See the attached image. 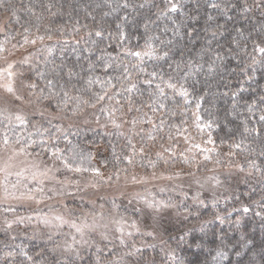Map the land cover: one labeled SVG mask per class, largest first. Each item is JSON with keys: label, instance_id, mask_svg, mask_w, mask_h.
<instances>
[{"label": "trees", "instance_id": "obj_1", "mask_svg": "<svg viewBox=\"0 0 264 264\" xmlns=\"http://www.w3.org/2000/svg\"><path fill=\"white\" fill-rule=\"evenodd\" d=\"M175 2L181 5L176 12L169 10L166 0H128L131 7L116 11L106 0H2L0 27L4 31H0V42L12 48L25 43V36L36 41L25 43L24 53L16 49V54H20L16 59H21L22 54L31 58L29 68L23 69L29 71L26 83L37 85L29 89L34 105L43 106L53 114L71 116L124 107L125 113L131 120H137L136 125L142 126L144 132L135 141L126 138L120 128L84 126L61 133L57 131L59 124L51 126L43 119L32 118L27 125L6 127L7 122L0 117V138L8 132L10 137H19V145L23 146L30 138L37 141L31 146L35 154H49L58 149L70 157L75 152L83 168H101L109 173H123L128 179L147 178L150 185L163 184L160 188L150 186L154 188L151 191L165 189L162 201L174 207H165L164 215L157 218L150 213L142 218L133 208L125 216L135 220L145 232L151 231L157 220L167 230L161 229L155 238H145L146 245L154 247L142 248V255L125 257L126 264L138 261L140 264H264V121L259 119L264 115V102L259 100L264 95V54L253 50L254 40L264 41V6L256 0ZM213 3L218 7H212ZM48 4L54 6L49 10ZM124 16L128 17L127 21H123ZM118 24L122 25L126 40L117 39ZM97 30L104 35L96 36ZM39 36H44V40H39ZM149 37L153 38L155 55L167 51L168 57L155 60L145 56L140 61L123 51L124 48L148 51ZM109 56L114 61L113 68L105 71L101 57ZM125 66L131 80L124 81L123 88L134 84L136 87L131 92L122 90L116 80L127 75ZM210 67L215 71L210 73ZM153 71L158 73L157 77L146 75ZM159 76H163V81ZM89 77H98L101 83L89 88L86 83ZM110 77L117 87L107 89V96L95 108L83 105L82 112L72 115L76 101L70 100L67 110L56 109L64 91L71 97L79 96L95 103L94 94H103L102 84ZM49 78L56 80L54 88L46 86ZM146 79H152L153 83L145 84ZM169 79L178 87L187 88L189 96L184 98L167 88L164 81ZM157 84L165 91L159 100ZM41 89L45 96L50 91L58 95L52 100L38 99ZM185 99L189 102L185 103ZM160 101L165 108L158 107ZM250 104L254 105L251 112ZM193 110H198L202 133L211 141L208 147L212 149V153L197 154L194 159L190 154H181L176 144L181 134L189 132ZM246 127L259 129V134L245 132ZM45 128L47 132H43ZM147 132H152L155 139H150ZM41 140L45 142L42 146ZM129 140L135 145V152L129 147ZM206 155L210 159L206 160ZM125 156L131 157V163ZM252 162L261 171L252 168ZM191 164L196 167L191 169ZM175 180L178 183L173 184ZM245 207L248 211H244ZM185 208L189 211L185 212ZM20 240L13 247L7 242L0 244V264H32L20 254L22 251L39 264H53L54 260L59 264H94L96 259V250L61 258L52 247ZM113 252L123 255L119 249ZM217 252L224 254L218 256Z\"/></svg>", "mask_w": 264, "mask_h": 264}, {"label": "rangeland", "instance_id": "obj_2", "mask_svg": "<svg viewBox=\"0 0 264 264\" xmlns=\"http://www.w3.org/2000/svg\"><path fill=\"white\" fill-rule=\"evenodd\" d=\"M0 44H3V47L6 49L0 52V68L6 67L9 62L15 65L13 71L16 73L14 78L16 95L23 97V99L17 100L13 94L7 93L3 88H0V113H3L5 116L12 115L13 117L15 114L22 115L26 118L27 124L30 123L32 118L43 119V121L51 126L53 124H59L58 127L62 129L60 131L61 133L73 130L74 127L81 128L84 126L114 130L116 127L112 123L113 120L122 125L120 128L122 134L130 140L133 139L136 141L138 139L136 137L144 132L142 126L131 123L132 120L128 113H125L123 110L124 107L116 109L118 106H114L112 109H108V111L95 109L80 116H71L64 113L53 114L44 109L43 106L39 107L34 105L33 98L29 94V88L24 86L27 84L25 79H27L29 71H26L23 67L29 68L31 60L29 54H22L24 53L22 49L25 43L22 42L16 47L12 46V48L8 44L6 45L2 42ZM16 49L21 50L20 52H22L21 54L23 56L21 59H16L20 55L16 54ZM11 56H15V58L12 61H8L9 58H12ZM25 60H27L26 63L24 62ZM2 82L0 81V83ZM41 112L44 113L43 116L40 115ZM190 115L189 132L187 134H181L176 144L181 154H190L192 156L191 158L194 159L197 154L200 156L205 152L212 153V149L208 147L211 143L202 133L203 126L198 118V110H193ZM4 122L7 121L4 120ZM11 124L22 125L14 118ZM146 135L150 136L152 132H147ZM195 145H199L200 147L197 148ZM12 147H15L19 151L24 146L11 145L6 149L0 144V168H3L7 164L10 165L9 170L15 172L35 162L40 165L41 170H43L45 165L52 168L56 179L64 181V184H57L55 180L45 181L42 187H44L47 196H52V199L45 198L39 192L32 193L35 196L33 200L27 198L15 199L12 197L5 199V173L0 171V236L3 237L0 244L7 242L6 244H10L13 247L21 239V242H37L40 245L45 244L52 247L61 258L76 256L71 252H63L64 245L72 243L71 238L73 235L77 237V240L80 239L79 234L71 227V223L60 225L59 222L54 220L50 224L43 223L44 217L52 220L53 217L62 215L65 220L75 222L76 224L86 222L97 225L94 232L88 231L86 234L85 238L89 239L91 243L83 246L77 245L80 249V255L96 250L97 246L104 248L106 245L112 250L119 249L124 253L127 249L120 244L117 238L119 232L117 231L118 225L115 221L123 219L125 222L122 226L125 229L124 238L126 243L129 246L133 244L140 246L142 244L146 245L144 240L149 236L146 235L142 227H140V233H136L130 227L133 219L125 216L126 212L133 208L141 213L142 218L148 217L149 213L153 218L164 215L165 207L162 206L164 205L162 195H164L166 190L157 189L155 192L151 191V189L160 188L163 184L150 185L147 178L144 177H135L133 179L132 176L128 179L124 177L125 175L123 176V173H119V177L117 178L114 173H109L101 168L99 170L102 176H98L93 171L79 173L68 172L63 169L60 161L51 156V153L37 155L32 150V147L31 149L30 147L26 148V151L31 153L30 156L19 154L12 160H9V157L13 155L11 151ZM150 150L155 151V149L151 148ZM156 153L157 151L154 154ZM161 158L163 160L164 156H161ZM189 167L192 169L196 166L191 164ZM56 169H60V171H56ZM108 177H112L111 180H108ZM17 179L15 175L8 177L9 190L14 191L15 196H20L25 191L23 186L18 190L11 188V185L16 183ZM175 183L178 182L175 180L173 184ZM22 184H27L28 187H34V183L30 180L22 181ZM150 186H154V188ZM52 188L71 192L72 195H53L49 191ZM213 188L215 189L214 186ZM149 204H154L155 207L150 208ZM9 207L15 210L6 211L5 209ZM20 217L25 218L23 223L19 222L18 218ZM28 217H31V219H27ZM7 223H11L12 227L8 228ZM104 225H107V227L105 228ZM129 231L133 232L131 237L126 235ZM102 233H107L111 243L103 239ZM12 237H15V239H12ZM57 245L60 247H57Z\"/></svg>", "mask_w": 264, "mask_h": 264}, {"label": "snow or ice", "instance_id": "obj_3", "mask_svg": "<svg viewBox=\"0 0 264 264\" xmlns=\"http://www.w3.org/2000/svg\"><path fill=\"white\" fill-rule=\"evenodd\" d=\"M106 2L109 3V7L112 8L113 11H116L119 8H129L131 7V5L128 3V0H123L122 3L117 2V0H106ZM166 2L168 3V8L170 11L172 12H176L181 8V5L178 2H175V0H166ZM256 3L258 5L264 6V0H256ZM114 5V6H113ZM2 0H0V7H2ZM54 5L52 4H48L46 5V7L50 10ZM212 7H218L217 4L213 3L211 5ZM140 7H143V5H140ZM250 10V9H247ZM13 16H15V12L12 13ZM104 15H109V13H104ZM123 21H127L128 17L124 16ZM209 20L212 19V17L210 16L208 18ZM118 29H120L117 39L123 41L127 39V35L126 33L123 31L122 25L118 24L116 26ZM145 29H147V25H144ZM0 31H4L3 27H0ZM25 31L27 32L28 30L25 29ZM206 31H208V29H206ZM213 35H215V32H212ZM89 36L92 35V33L88 34ZM96 36H103L104 33L102 31L97 30L95 32ZM109 35H111V33H109ZM39 40H44V36H39L37 37ZM48 39H52L51 36H48ZM153 38L149 37L148 41H146V46L148 47V51H132L129 48H124L123 51L139 58L140 61L143 60V58L145 56L155 59V60H164L166 57H168L169 53L167 51H164L162 53V55H155V50L153 49L152 45H151V40ZM155 39H159V37H155ZM24 42L25 43H32L35 44L36 41L32 40L29 41L27 36L24 37ZM172 41L169 40L168 44H171ZM262 43H264V41H253V45L254 51H258L261 54H264V46H262ZM15 47V46H13ZM6 49L3 47V44H0V52L5 51ZM246 50V49H245ZM101 59L104 61L103 63V69L105 71H108L110 69L113 68V64L114 61L112 60V58L109 56L107 59H105L104 57H101ZM217 59H220V57L217 56ZM25 63L27 62V60L24 61ZM253 62L255 63V59H253ZM119 66V65H117ZM15 65L12 63H8L6 67L0 68V81H3L2 83H0V88H3L7 93L13 94L15 96V98L17 100H21L23 99V97L16 95V88H15V76L16 73L13 71ZM93 68L95 67L94 65L92 66ZM133 67H137V65H133ZM202 67V66H200ZM177 68H179V65H177ZM55 71V70H54ZM141 72H143V69H140ZM215 69L210 67L209 68V72L212 73L214 72ZM241 71H245V69H241ZM124 72L127 74L125 76L122 77H116L117 82L120 84L122 90L124 91H128L131 92L136 86L134 84H132L130 87L128 88H123V83L124 81H130L131 80V73L128 71L127 66L124 67ZM43 75V74H41ZM146 75L150 76V77H157L158 73L156 71H153L151 73H146ZM72 76V70L69 69L68 70V77L69 79ZM159 79L161 81H163V76H159ZM185 79H187V77H185ZM87 85L89 86V88H91V86L95 83H101L98 77H89L86 81ZM145 84H152L153 80L152 79H146L144 80ZM164 83H166L167 88L172 89L174 91L179 92L180 96L187 98L189 96V92L188 89L185 88L183 85H180L179 87L177 86L176 83L172 82L171 79H169L168 81H164ZM56 84V80L53 78H49L47 79V84L46 86L49 88H54ZM25 87L29 88V89H35L37 87L36 84L34 83H29V84H25ZM102 86L105 88V91L103 92V94L100 93H95L94 97H95V103H90L89 100H83L81 97L77 96V97H71L69 95V93L67 91L63 92V99L60 100L58 103H56L55 107L58 111H65L69 108V101L70 100H74L76 101L75 106L73 108H71V113L72 115H76L79 112L83 111L82 106L83 105H88L90 107L95 108L96 107V103H99L101 101H103L105 99V97L107 96V89L110 88H116L117 87V83H113L112 78L110 77L108 80L104 81ZM157 94H156V98L157 100H159L160 97H164L165 96V91L164 88L160 87L159 84H157ZM40 97H38V99L42 98V99H46V100H52L53 97L57 96L58 94L55 93L54 91H50L48 93L47 96L44 95V90L41 89L40 90ZM227 94V93H225ZM234 96L236 95L235 93L233 94ZM259 100L264 102V95H261L259 97ZM189 101L187 99H185V103H188ZM129 103H131V101L129 100ZM61 105L63 107H61ZM254 105L250 104L248 106V110L251 112L252 107ZM51 107V105H50ZM151 107V105H150ZM159 108H165L166 105L163 103V101H160L158 104ZM233 107H236V104H233ZM197 108H199V102L197 104ZM102 111H108V109H102ZM41 116L44 115L43 112L40 113ZM111 115V113H110ZM0 117L3 118V120L7 121V125L6 127H8L9 125H11V122L13 120V118L18 121L20 124L25 125L27 124V120L24 116L19 115V114H15L14 117L12 115H7L5 116L3 113H0ZM53 118H57V117H53ZM199 118V117H198ZM260 121H264V115H261L259 117ZM143 122V121H141ZM148 123H151V120L147 121ZM112 123L114 124V126L116 128H121L122 125L116 123L114 120L112 121ZM133 125H136L138 123L137 120H132L131 122ZM163 120H161V125H163ZM159 127V126H157ZM48 129H43V132H47ZM57 131H62V129L57 128ZM245 132L248 131H252L255 132L257 134H259V129L253 128V129H248L247 127L244 129ZM150 139H155V136H151L150 135ZM211 143V141H209ZM21 143L19 137L13 136L10 137L8 135V132H4L2 135V138H0V144H2L6 149L9 148L11 145H19ZM37 143L36 140L33 139H26L24 142V147H21L19 149V151L16 150L15 147L11 148V151L13 153L12 156L9 157V160H12L16 155L19 154H23L24 156H30L31 153L26 151V148L31 147L32 145H35ZM45 142L43 140L40 141L41 146L44 144ZM129 147L133 150V152H135V145H133L131 143V141H128ZM237 148L240 147V144H236L235 145ZM195 147L199 148V145H195ZM44 151H48L47 149H44ZM141 152H143V148L140 149ZM207 151V150H205ZM37 155H39L37 153ZM159 155V154H158ZM173 155H175V153H173ZM51 156L54 157L56 160L60 161V164L62 165L63 169H65L68 172H73V173H79V172H84V171H93L95 172L98 176H102V174L100 173V170L98 168H93V169H87V168H83L80 166L79 162L76 159V153L74 152L72 156L70 157H65L58 149L56 150H52L51 151ZM206 160L210 159L209 156H205L204 157ZM125 160H128L129 163H131V157L130 156H125L124 157ZM185 160L187 161V158H185ZM153 167H155V165H153ZM239 167V166H237ZM10 165H5L3 168H0V171H3L5 173V180H4V196L5 199H7L8 197H12L15 199H21V198H27L29 200H33L35 199V196L32 195L33 192H39L41 193L45 198L47 199H52V196H47V194L45 193V189L44 187H42V185L45 183L46 180H55L57 184H64V181H60L56 179L55 174L53 173V169L49 168L45 165V167L43 168V170H41L40 165L36 164L35 162H33L30 166L27 167H23L21 168L19 171H15L12 172L9 170ZM252 168H256L257 171H261L259 168L256 167L255 162H252ZM252 168L249 169V174H251L252 172ZM241 170H243V168H241ZM56 171H60V169H56ZM50 173H52V175H50ZM11 175H15L18 179L17 182L11 185V188L13 190H18L21 186H23L25 188V191L21 193L20 196H15V192L14 191H10L9 190V184H8V177ZM114 175L118 178L119 177V173H114ZM22 178V179H21ZM112 177H108V180H111ZM133 179H135V177H133ZM32 181L34 183V187H28L27 184H22V181ZM50 192H52L53 195H72L71 192H65L62 190H57L55 188L49 189ZM201 204H203V201H200ZM163 207H174V205H168V204H164L162 205ZM150 208H154L155 205L154 204H149ZM6 211H14L15 209L12 207H9L7 209H5ZM185 212H188L189 209L185 208L184 209ZM244 211H248V208L245 207ZM220 217H217V219H219ZM20 223L24 222V217H20L18 218ZM27 219H31V217H28ZM54 221L59 222L60 225L66 224V223H71V227L73 229H75V232L77 234H79L80 239L77 240V237L75 235L72 236V243L71 244H65L63 247V252L64 253H74L76 256L80 255V249L77 247V245L83 246V245H89L91 242L89 239H86V234L88 231H95L97 225L95 223L92 224H88V223H83V224H76L75 222H70L68 220H65V218L62 215H57L55 217L52 218V220H50L48 217H44L43 218V223L44 224H50ZM115 223L118 225L117 227V231L119 232V236L117 237L119 239L120 244L127 249L126 252L123 253V255L120 254H116L113 252V250L111 248H108L107 245L104 248H101L99 246H97L96 248V259L94 264H126L125 262V257H135L137 256V254H141L142 255V251L141 249L143 247H154V245H145L142 244L140 246H137L135 244L129 246L126 241H125V229L122 226L123 223H125L123 221V219L119 220V221H115ZM7 227L11 228L12 224L11 223H7ZM104 227L106 228L107 225H104ZM130 227L132 229L135 230L136 233H140V226L137 224V222L135 220L132 221ZM152 230L146 232V235L149 237H153L155 238V236L158 234V232L161 229H164L165 231L167 230L165 228V225L157 220L155 221L152 225H151ZM127 236L131 237L133 235V232L129 231L126 233ZM103 239L107 240L109 243H111V240H109V237L107 235V233H102ZM12 239H15V237H12ZM57 247H60L59 245H57ZM108 253V255L106 256L105 253ZM23 257H25V259L27 261L32 262V264H39L38 261H35L34 258L32 256H30L27 252H21L20 253ZM63 254V253H62ZM224 253L222 252H217V255H223ZM12 254L9 253V256H11ZM239 255V253H238ZM53 264H59V261L54 260ZM137 264H140V262L138 261Z\"/></svg>", "mask_w": 264, "mask_h": 264}]
</instances>
